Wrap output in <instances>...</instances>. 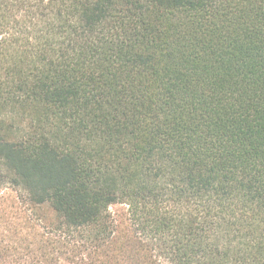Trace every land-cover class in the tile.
<instances>
[{
  "label": "trees",
  "instance_id": "obj_1",
  "mask_svg": "<svg viewBox=\"0 0 264 264\" xmlns=\"http://www.w3.org/2000/svg\"><path fill=\"white\" fill-rule=\"evenodd\" d=\"M2 189L0 264H264V0H0Z\"/></svg>",
  "mask_w": 264,
  "mask_h": 264
},
{
  "label": "rangeland",
  "instance_id": "obj_2",
  "mask_svg": "<svg viewBox=\"0 0 264 264\" xmlns=\"http://www.w3.org/2000/svg\"><path fill=\"white\" fill-rule=\"evenodd\" d=\"M11 196H13V193L8 191L7 189H2L0 191V200H1V202H3L4 206L10 205ZM126 208H127V206L124 204H122V205L120 204V205L113 207L114 212H116L121 217L126 216V213H127Z\"/></svg>",
  "mask_w": 264,
  "mask_h": 264
}]
</instances>
